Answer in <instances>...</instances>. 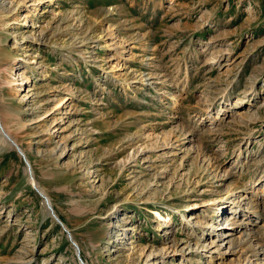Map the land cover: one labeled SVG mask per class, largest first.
<instances>
[{
	"label": "rangeland",
	"instance_id": "374dc122",
	"mask_svg": "<svg viewBox=\"0 0 264 264\" xmlns=\"http://www.w3.org/2000/svg\"><path fill=\"white\" fill-rule=\"evenodd\" d=\"M0 42V264H264V0H0Z\"/></svg>",
	"mask_w": 264,
	"mask_h": 264
},
{
	"label": "bare ground",
	"instance_id": "6f19581e",
	"mask_svg": "<svg viewBox=\"0 0 264 264\" xmlns=\"http://www.w3.org/2000/svg\"><path fill=\"white\" fill-rule=\"evenodd\" d=\"M1 43V42H0ZM212 61V60H211ZM210 61V62H211ZM116 66V65H115ZM114 67V66H113ZM112 67V68H113ZM5 106H4V104L1 102V97H0V113L4 110L5 111ZM0 127H2V125H1V119H0ZM2 130H4L3 128H2ZM4 132H5V130H4ZM7 133V132H6ZM0 134H2V133H0ZM8 134V133H7ZM9 135V134H8ZM10 136V135H9ZM4 140H5V143H7L8 142V145L10 146V147H12V145H11V143L7 140V139H5V137L3 138ZM7 141V142H6ZM23 151V150H22ZM23 153H24V151H23ZM32 179V178H31ZM36 185H37V183L35 182V181H33ZM32 182V184H34ZM35 186V185H34ZM38 186V185H37ZM36 186V188H38L40 191H41V193L42 194H44L45 195V197L47 196L45 193H43V191L40 189V187L38 186L37 187ZM44 196H43V202L45 203V202H47L48 204L50 203L49 202V199L46 197L45 198ZM46 204V203H45ZM46 206H47V204H46ZM49 211H50V209L48 208V206L46 207ZM50 213H51V211H50ZM53 213H55V210L53 209ZM56 214V213H55ZM262 218V217H261ZM214 229H225V227L224 226H218V227H215ZM257 239V240H260V241H262V242H264V238H260L259 236H257V234H253V233H249V234H247L245 237H243L239 242H238V245L239 246H241V247H243V245L247 242V241H249L250 239ZM235 244V243H234ZM253 246V245H252ZM261 248L263 249V247L261 246ZM250 249V248H249ZM77 253V255L80 257V260L82 261V257H81V255H80V253H79V251L78 252H76ZM258 253L259 252H256V254L254 253V255H258ZM83 264V263H82Z\"/></svg>",
	"mask_w": 264,
	"mask_h": 264
},
{
	"label": "water",
	"instance_id": "95a60500",
	"mask_svg": "<svg viewBox=\"0 0 264 264\" xmlns=\"http://www.w3.org/2000/svg\"><path fill=\"white\" fill-rule=\"evenodd\" d=\"M0 130H1V133H2V135H3V137H5V139H7L10 143H11V145L13 146V147H15L16 148V150L18 151V153L20 154V156L21 157H23L25 160H26V163H29L28 162V160H27V157L25 156V154L23 153V151H22V149H21V147L19 146V144L17 143V142H15V140L11 137V136H9L6 132H4V130H2V127H0ZM28 167H30L29 166V164H28ZM30 170V169H29ZM31 178H33V175L31 174ZM32 182V181H31ZM33 187L34 188H36V186H34V184H33ZM36 190L38 191V193H39V195L43 198V196L45 197V195L44 194H42L40 191H39V189L38 188H36ZM46 198V197H45ZM46 204H47V206H48V208L50 209V211H51V214L55 217V218H57L56 216H55V214L53 213V207L51 206V204L49 203H47V202H45ZM59 221H60V219L59 218H57ZM60 223H61V221H60ZM79 257V256H78ZM79 259H80V257H79ZM80 262L81 263H83L81 260H80ZM84 264V263H83Z\"/></svg>",
	"mask_w": 264,
	"mask_h": 264
}]
</instances>
